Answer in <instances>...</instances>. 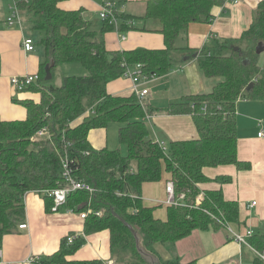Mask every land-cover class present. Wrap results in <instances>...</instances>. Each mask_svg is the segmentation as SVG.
Returning a JSON list of instances; mask_svg holds the SVG:
<instances>
[{
    "label": "trees",
    "instance_id": "obj_1",
    "mask_svg": "<svg viewBox=\"0 0 264 264\" xmlns=\"http://www.w3.org/2000/svg\"><path fill=\"white\" fill-rule=\"evenodd\" d=\"M62 1L15 0L20 20L34 34V48H42L45 61L40 63L37 82L27 87L39 93V100L20 101L25 118L0 117V242L24 221L25 193L63 186L60 174L67 157L73 177L94 190L71 192L59 208L90 213L83 219V234L64 236L58 250L36 264H104L99 259H68L85 244L86 235L104 230L109 232V253L116 264H182L177 258L162 259L155 245H173L195 229L218 230L223 223L240 222L239 203L225 199L222 189L205 186L211 182L222 186L231 178H211L205 170L228 165L237 171L250 168L237 157L236 104L240 99L264 101V66L256 52L258 44L264 46V0L239 38L201 51L188 46L189 25L210 22L213 8L227 0H147L141 19L156 23L163 47L121 51L106 47L104 33L126 30L134 16L116 12L119 25L104 19L96 29L82 9L64 10L59 6ZM179 38L184 45L177 46ZM175 51L176 60L195 57L206 77L220 79L210 92L184 95L166 107L141 103L133 91L126 96L108 93V84L122 77V63L140 64L144 76L159 77L175 65ZM64 63H79L88 74L67 75L60 86L47 85L45 66L52 73ZM157 112L191 115L197 136L168 145L163 141V149L158 139L151 138L146 122ZM109 122L120 124L118 138L126 154L91 146L89 131ZM40 130L45 137H37ZM164 173L175 194L185 192V199L182 205H165L166 217L161 219L155 215L157 206L144 201L142 189L160 181ZM199 193L203 198L196 204ZM40 195L45 210L51 211L52 198ZM99 211L102 215L96 214ZM69 235H74L71 242ZM248 243L263 251L264 234H253ZM251 264L264 262L255 255Z\"/></svg>",
    "mask_w": 264,
    "mask_h": 264
},
{
    "label": "crops",
    "instance_id": "obj_2",
    "mask_svg": "<svg viewBox=\"0 0 264 264\" xmlns=\"http://www.w3.org/2000/svg\"><path fill=\"white\" fill-rule=\"evenodd\" d=\"M68 1L70 0L60 2L59 6L64 10L82 9L83 17L95 25L92 14L98 16L97 6L100 9L99 6L105 2L114 3V8L118 13L134 16L131 23L128 22L131 27L126 30L120 31L115 28L104 33L105 45L110 50L163 47V38L157 31L158 26L155 22L150 21L151 27L148 29L151 30L143 29L146 22L141 19V16L145 13L147 0H78L76 4L71 3L70 6ZM259 1L261 0H241L233 3L227 0L223 5L214 7L213 18L210 22H196L189 25L188 46L201 51L220 42L239 38L250 25ZM12 6H15V0H0V117L5 120H21L26 116V108L20 101L28 99L37 102L39 93L27 87L21 90L15 89L10 79L13 76L37 74L40 63L45 61V54L42 48L36 46L31 52L23 50V37H35L30 35L23 20L21 24L7 25L6 19L9 16L7 10L10 12ZM142 22L143 26L139 24ZM101 26L102 21L98 28ZM67 64L70 63L61 64L58 67ZM53 72L50 78L45 79L47 85H51ZM219 80L216 77H206L195 57L181 56L177 58L169 73L150 78L144 83V87L150 84L157 88L164 87L169 94L168 102L173 103L180 101L187 94L210 92ZM132 85L130 79L121 77L110 82L107 91L112 95L126 96L133 91ZM149 87L147 95L151 93ZM146 103L148 106H153L150 102ZM236 121L237 157L241 161L248 162L250 168L246 171H237L233 165L207 168L205 173L208 177L229 176L231 180L222 186L214 182L205 186L211 189L220 188L225 199L239 203L240 222L231 224L234 226V228L231 226L234 231L243 233L250 229L253 234H264V136L258 135L261 131L264 133V101L238 100ZM146 122L151 138L162 140L167 145L169 142L167 143L164 137L168 141H174L197 136L193 119L189 114L168 115L157 112L150 118H146ZM105 131V128H95L89 131L88 140L93 148L107 147ZM165 184L162 185L163 188ZM144 188L142 190H145ZM143 199L145 202L150 200L146 197ZM23 201L25 207L23 222L27 226L23 229L18 227L1 240L0 264L8 262L23 264V260L29 254L38 255L43 259L58 250L64 236L70 233L83 234V219L79 217L78 212L69 213L65 208H59L56 211L51 209L47 212L43 196L35 191L27 192ZM253 201L255 205H252ZM85 240V244L68 259H99L104 264H116L115 260L110 257L107 230L86 235ZM155 250L162 259L177 258L182 264H246L245 253L251 252L255 255L249 246L241 245L229 238V233L223 228L218 230L195 229L173 245L156 244Z\"/></svg>",
    "mask_w": 264,
    "mask_h": 264
},
{
    "label": "built area",
    "instance_id": "obj_3",
    "mask_svg": "<svg viewBox=\"0 0 264 264\" xmlns=\"http://www.w3.org/2000/svg\"><path fill=\"white\" fill-rule=\"evenodd\" d=\"M233 3H238L241 0H228ZM114 3L111 2H105L101 4L99 9V17L104 20L108 19L110 23H113L115 26L118 23V20L116 18V10H115ZM6 23L8 26H12L14 23H21L18 10L16 6H12L11 12L9 16L6 19ZM22 47L23 50L26 52H31L34 50V41L31 37H24L22 40ZM124 67V72L122 74V77L128 78L132 81V90L136 94L139 102H143L144 97L148 93V88L144 87V83L149 80L146 76H144L142 72V67L140 64H135L133 67L128 66L125 62L122 63ZM39 79L38 74H25L21 76H13L10 79L11 85L18 90L24 89L28 87L29 85H32L37 82ZM259 136H264V133L261 131L258 133ZM46 136V133L44 130H40L37 133L38 138H43ZM160 146H162L163 149H165V144L163 141L156 140ZM71 166L69 164V160L67 157L64 158L62 162V168H61V179L63 180V186L56 187L49 190H41V191H35L37 193H43L47 195L48 197L52 198L53 205L51 209L53 211H56L60 206H62L67 196L75 191V190H87L92 192L94 189L89 184L77 180L72 175ZM165 193H166V199H165V205H182L184 204L185 199V192H180L178 194H175L174 192V186L172 181L168 180L165 184ZM26 194V193H25ZM24 194V195H25ZM24 197V196H23ZM203 198V193H199V195L196 197V204L200 203ZM252 205H255V201L252 202ZM69 213L75 212L73 209H67L66 210ZM90 213V210L87 211H81L78 212V215L81 219H84L88 214ZM97 215H102V212H96ZM27 224L25 222H22L18 225L20 229L26 228ZM223 227L226 228L227 232L229 233V238L233 239L234 241L238 242L241 245H247L249 246L252 251L255 253L257 257H259L264 262V250L263 251H257L254 248H252L249 243L248 239L253 235V231L250 229L246 230L245 232H236L231 228V224L223 223ZM78 236V235H77ZM74 235H69L67 237V240L71 242ZM2 257V250L0 249V258ZM40 257L38 255L29 254L24 260L23 264H36L38 261H40ZM6 264H12L11 262H8Z\"/></svg>",
    "mask_w": 264,
    "mask_h": 264
},
{
    "label": "rangeland",
    "instance_id": "obj_4",
    "mask_svg": "<svg viewBox=\"0 0 264 264\" xmlns=\"http://www.w3.org/2000/svg\"><path fill=\"white\" fill-rule=\"evenodd\" d=\"M70 1L67 2L69 6L71 5V3L76 4L78 0H70ZM104 1H110V0H104ZM10 12H11V10H10ZM10 12H9V10H7L8 14H10ZM97 12L99 14L98 6H97ZM0 16H1V14H0ZM92 16H93V18H92L93 21L96 22V25L94 23H92L93 26L96 29H99L98 27L100 25V21H102V20L99 18V15L96 16V15L92 14ZM88 19H89V17H88ZM139 24L141 26H143L142 25L143 22L139 23ZM25 25H26V22H25ZM146 26H147V28L151 27L150 22L146 23ZM176 44H177V46L184 45L181 38H179L177 40ZM172 55L175 57V61H176V57H177L178 53L175 51V52H173ZM258 62L261 66H264V51L261 53ZM87 74H88V71L86 69H84L83 66H81V64L70 63V64H67L64 66L57 67L52 74L53 78H52L50 83L54 87L60 86L62 84L63 77L65 75L66 76L67 75L79 76V75H87ZM149 86L148 87L151 90V93L149 95H147L146 97H144L143 102H145V103L150 102L153 106H157V107H166L169 104V102L167 100L169 94L167 93L166 89L164 87H161V88L153 87V84H150ZM148 87L146 86V88H148ZM119 126H120V124H118L116 122H109L106 125V127H105L106 145H107V148L110 150L118 149V150H120L121 154H126V147L124 144L120 143L119 138H118ZM164 139L166 140L167 143L169 142L168 139H166L165 137H164ZM165 180H166V175L163 174L160 181H158L157 183L156 182L147 183L143 186V188L145 187L144 188L145 190H142L143 197L150 199V200H147L146 203L152 207L157 206L156 210H155V215L158 216L159 218H165L166 217V206H165V202H164L166 199V194H165V190H164L165 187L163 188V186H162L165 184ZM150 187H153V188H150ZM153 200H155V201H153ZM158 204H161V205L158 206ZM231 226H233V225H231ZM222 228L226 230V228H224V227H222ZM233 228H234V226H233ZM244 247H246V246H244ZM245 256L247 258L246 264H248V263L251 264L255 255L253 253L251 254V252H246Z\"/></svg>",
    "mask_w": 264,
    "mask_h": 264
},
{
    "label": "water",
    "instance_id": "obj_5",
    "mask_svg": "<svg viewBox=\"0 0 264 264\" xmlns=\"http://www.w3.org/2000/svg\"><path fill=\"white\" fill-rule=\"evenodd\" d=\"M263 50H264V46H262L261 44H258L257 47H256V52L258 54H260L261 52H263ZM45 71H46V77H45V79L50 78L51 73L49 72L48 65L45 67ZM249 86H251V84ZM137 243H138V239H137Z\"/></svg>",
    "mask_w": 264,
    "mask_h": 264
}]
</instances>
